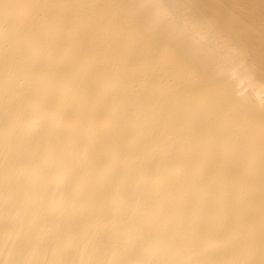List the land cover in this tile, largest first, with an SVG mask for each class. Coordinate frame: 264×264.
Returning <instances> with one entry per match:
<instances>
[{"label": "bare ground", "instance_id": "1", "mask_svg": "<svg viewBox=\"0 0 264 264\" xmlns=\"http://www.w3.org/2000/svg\"><path fill=\"white\" fill-rule=\"evenodd\" d=\"M0 264H264V0H0Z\"/></svg>", "mask_w": 264, "mask_h": 264}]
</instances>
